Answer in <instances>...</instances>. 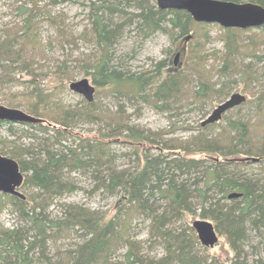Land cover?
Masks as SVG:
<instances>
[{
  "label": "trees",
  "instance_id": "16d2710c",
  "mask_svg": "<svg viewBox=\"0 0 264 264\" xmlns=\"http://www.w3.org/2000/svg\"><path fill=\"white\" fill-rule=\"evenodd\" d=\"M40 1L44 0H32L29 7L22 2L17 9L21 22L0 28V101L42 119L24 124L43 133L22 128L24 137L30 134L33 141L19 143L10 139L17 125L0 121V129L8 126L11 133L0 136V153L16 159L25 173L21 186L25 199L0 192V211L11 204L23 222L13 228L0 224V264H228L212 257L200 243L189 221L193 215L212 221L229 243L234 252L229 264H264V248L259 255L257 251L264 243V175L243 170L264 166V43L257 45L259 36L254 34L240 37L253 28L264 31V25L222 26L228 32L223 38L225 51L208 54L205 46L211 36L207 32L199 40V30L215 23L198 22L185 10L161 9L156 0H87L90 26L83 33L96 45L98 55L77 64L91 72L94 84L117 94L115 99L140 100L173 117L198 104L221 103L238 85L248 95L243 104L223 115L225 122H201L196 133L178 138L168 136L174 132L171 128L152 131L130 124L121 101L116 111L102 114L94 100L72 106L51 93L54 83L60 87L53 89L64 92L75 74L66 60L54 61V70L41 63L45 55L41 22L46 18L58 27L61 46L76 45L65 19L47 9L49 4L75 0H50L44 5L47 14H42ZM228 1L264 6V0ZM157 32L167 34L173 45L166 49V57L132 71L129 62L138 51L120 50L123 38L128 35L139 48ZM185 40L191 55L178 45ZM178 53L180 59L185 57L181 68L175 66ZM211 57L219 62L214 73L204 66ZM21 74L29 79L22 80ZM18 83L25 84L22 94L28 100L12 97L15 93L9 89ZM82 121L97 122L101 130L94 136L79 135L74 128ZM217 126L221 130L213 134ZM68 136L78 137V143L65 144ZM120 137L133 145L139 159L134 168L116 164L110 144ZM152 149L158 153L152 155ZM75 173L93 179L91 193L117 197L115 213L73 204L64 206L62 215H52L54 201L79 188L72 177ZM233 192L241 195L230 198ZM137 217L150 220L152 243L163 245V255L146 252L143 242L130 233ZM183 218L188 223L178 225ZM253 232L260 236L255 245ZM73 236L81 240L63 251L60 241ZM247 244L257 255L253 259Z\"/></svg>",
  "mask_w": 264,
  "mask_h": 264
},
{
  "label": "rangeland",
  "instance_id": "374dc122",
  "mask_svg": "<svg viewBox=\"0 0 264 264\" xmlns=\"http://www.w3.org/2000/svg\"><path fill=\"white\" fill-rule=\"evenodd\" d=\"M50 0L40 1L39 5L42 6V14H47L48 10L44 8L45 4H47ZM22 2H26V5L29 7L31 6L32 0H0V28L3 26H12L15 23H20L23 16H21L18 12V6L22 4ZM87 0H75L70 2H64L57 5H48L47 9H50L53 15H60L62 18L65 19L66 24L68 25V31L73 34L74 38H76V45L65 43L64 46L59 44V39L61 36L59 35L58 27L52 23L48 19H42L41 26H40V35L42 39V43L45 49V55L42 57L41 63L45 64V69L47 70H54L56 60H66L70 64H72L74 69L75 78L70 81H76L83 78H88L90 82L95 86L96 92L94 95V102L96 103L95 108L99 111V113L107 114L109 112H114L118 108L119 101L123 102L127 113L129 115L130 124L138 126L140 128H146L148 130L157 131L161 129H173L174 132L169 134V137H178V138H187L193 133L197 132V126L207 118V116L216 108V106L220 103H216V105L207 104L203 107L198 104L194 106L192 109H184L182 112L177 114L176 116L169 117L166 112H161L156 110L154 107L147 103H143L142 101L138 100L136 103L128 102L126 99H115L118 98L117 94H112V92L106 87H100L93 83L91 72L85 68L79 67L77 64L79 59L89 58L91 60H95L98 55V48L96 45L91 42L90 40L86 39L84 36V31L89 28V20H88V11L89 9L86 7ZM43 16V15H42ZM194 25V24H193ZM195 29L199 28L196 24L193 26ZM224 28V27H223ZM221 25L219 24H210L206 26L204 29L199 30V40H201L202 34H206L211 36V40L206 44L205 51L209 54H217L222 53L225 51L224 40L225 35L228 34L226 30H224ZM194 29V30H195ZM247 34H242L240 36L242 39H249L248 37L252 38V34L255 36H259L254 38V40L259 41L257 45H261L264 43V31H260L259 29L253 28L252 31L247 32ZM89 36L87 32L85 34ZM191 35V34H189ZM250 35V36H249ZM128 35H126L127 37ZM124 37L122 40L120 47L123 51L127 52L132 50V48H136L138 51L135 58L131 59L129 65L132 68V71H141L144 68L151 67L156 62L160 61L161 59L166 57V49L172 47V43L170 38L164 32H157L144 42L142 47H138L132 41V39ZM188 41L190 40V36L187 37ZM197 40V39H195ZM138 41V40H137ZM140 41V40H139ZM182 43L178 42V45L181 48H185L186 40L182 41ZM189 47V46H188ZM189 49H191L189 47ZM189 49L185 48V54L191 55ZM262 50L264 48L262 47ZM246 51V50H245ZM248 51V50H247ZM246 51V52H247ZM182 55V54H181ZM179 54V58L177 64L175 66H183V61L185 57ZM174 56V55H173ZM187 57V56H186ZM175 58V56H174ZM173 58V59H174ZM251 60V58H247V61ZM218 60L214 58H210L204 66L207 70H210L214 73V69L216 70V66H218ZM41 64V65H43ZM44 66V65H43ZM51 67V68H50ZM22 75V80H28L29 76L25 74ZM67 85V89L64 92H60L58 89H53L56 86V83L52 84L49 88L51 93L57 94L58 97H61L66 104L72 106H82L87 102L85 97L79 93L74 92L70 89L69 84ZM25 84L18 83L17 85L10 88V91H14L13 96L14 98H18L21 100H28L27 97L23 96L22 91L24 90ZM241 86V84H240ZM60 87V86H56ZM7 92V90L5 91ZM16 92H21V94H16ZM241 92L244 93L239 89V85L235 88L234 93ZM233 94V93H232ZM231 94V95H232ZM246 94V93H245ZM11 95V94H10ZM230 95V96H231ZM229 96V97H230ZM246 96H248L246 94ZM63 102V103H64ZM0 104L6 105L4 102L0 101ZM8 106V105H6ZM202 107V108H201ZM248 108H246L247 110ZM24 110V109H23ZM229 115V113H228ZM225 120V119H224ZM223 119L222 121L225 122ZM17 126V131L14 135L10 136V139L18 140L19 143H29L33 141L32 137L26 136L23 134L22 128L28 130L29 133H33L39 136H42L43 133L35 130L30 129L25 124L15 123ZM101 125L97 122H89V121H82L80 122L75 128L74 131L79 135H88L94 136L101 130ZM221 130L220 126L215 127L214 133H217ZM17 133V134H16ZM53 134L52 131L49 132ZM11 133H9L8 126L2 127L0 129V136L1 137H8ZM78 137H70L68 136L63 140V142L76 144L78 143ZM35 142V141H34ZM38 143V141H37ZM38 146V144H37ZM112 147L113 152L116 154V164L118 167H129L134 168L138 164L137 155L134 152L133 145L128 142L126 138H116L110 144ZM158 153L156 149L151 150V154L155 155ZM245 172L249 175H264V166L260 165H252L250 167L243 168ZM74 181L79 185V188L72 193H67L59 198H57L52 206L50 207L49 211L52 215L60 216L63 214L65 209L64 206L66 205H84L86 207H90L92 210L96 209L100 212H109L110 214L115 213V207L119 203V199L115 196L110 195H103L101 191H97L91 193L90 190L94 185V181L90 176L85 175H78L72 174ZM22 193L23 189H21ZM198 215H193L190 223L192 224L194 220L199 219ZM188 223L186 218H183L179 221L178 225H184ZM0 224L4 225L5 227L13 228L17 227L18 225L23 224V222L19 219L17 213L15 212L14 208H12L11 204H8L4 209L2 208L0 211ZM150 220L148 218L137 217L133 221L131 234L135 239L141 240L144 245V249L146 252L151 253L152 255L157 254L159 256L165 253V249L163 245H154L152 241L155 239L150 234ZM264 239V234H263ZM81 239L73 236L70 239H63L60 241L59 246L62 250H66L69 247L75 246V243L80 241ZM252 243L255 245L259 243L260 236L253 232L251 237ZM207 251L211 254V256L217 257L221 262L230 263L232 257L234 256V252L230 247L229 243L223 238L222 235L219 234V242L214 247H206ZM264 248V243L260 244L257 247L258 255L262 252ZM245 249L249 251V258L255 257L252 253V248L250 244L245 246ZM50 250L54 252L55 248L53 245H50ZM125 249L120 250V253H123ZM253 259V258H252Z\"/></svg>",
  "mask_w": 264,
  "mask_h": 264
},
{
  "label": "water",
  "instance_id": "95a60500",
  "mask_svg": "<svg viewBox=\"0 0 264 264\" xmlns=\"http://www.w3.org/2000/svg\"><path fill=\"white\" fill-rule=\"evenodd\" d=\"M161 9L185 10L198 22L216 23L223 27L250 28L264 25V6L254 2H235L228 0H156ZM179 53L175 57L177 64ZM70 89L85 97L88 102L94 100L95 86L88 78L72 81ZM247 100L244 93L236 92L222 101L202 121V125L215 123L222 119L223 115ZM12 123H39L42 119L35 117L25 110L0 104V121ZM25 179V173L21 170L18 161L12 157L0 153V192L18 196L25 199L21 186ZM241 194L233 192L230 198ZM200 243L205 247H214L219 242V233L212 221L199 218L193 221Z\"/></svg>",
  "mask_w": 264,
  "mask_h": 264
}]
</instances>
